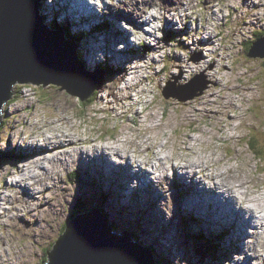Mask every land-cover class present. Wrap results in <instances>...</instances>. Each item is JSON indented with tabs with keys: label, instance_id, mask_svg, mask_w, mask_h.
Here are the masks:
<instances>
[{
	"label": "rangeland",
	"instance_id": "1",
	"mask_svg": "<svg viewBox=\"0 0 264 264\" xmlns=\"http://www.w3.org/2000/svg\"><path fill=\"white\" fill-rule=\"evenodd\" d=\"M88 1L95 4L93 11L98 19L82 28L64 12L68 8L64 9L60 0H41L40 16L49 29L56 31L59 27L61 33H56H63L67 41L64 30L75 32L70 35L78 37L76 56L85 71L103 76L102 88L94 89L81 101L59 86L17 84L11 100L2 108L0 151H17L19 160L0 169V193L11 194V201L18 194V211L5 207L0 218V264H43L80 202L89 212L103 208L107 221L116 225V232L134 234L135 242L150 250L155 264H259L252 259H261L263 254L257 251L255 255V249L249 253L252 261H243L240 243L233 241L236 229L228 225L244 224L246 229H256L257 224L244 215L243 209L239 214L242 218L233 222L223 209L217 211L215 205L210 209V204H201L206 197L190 202L189 196H184L188 181L177 175L180 171L175 174L168 170L165 181L156 178L161 177V158H171L172 164L183 166L185 162L179 156L198 164L197 155H211L213 161L229 155V165L218 169L233 166L243 173L244 180L261 184L262 188L251 192L264 191V57H247L252 44L264 36V0H180L183 25L171 28L161 18L163 10L155 8L158 19L149 26L154 37L142 42L143 36H129V40L132 37L142 44L122 41L125 35H119L113 23L109 24L117 22L123 11L118 0ZM134 5L142 13V23L149 21L141 11L140 0ZM72 7L79 10L76 2ZM83 13L77 15L85 19ZM128 24L131 21L122 26ZM98 25L104 26L96 32L107 31L96 34ZM182 26L185 31L180 32ZM161 29L173 42L159 39ZM144 46L150 47H145L147 52L142 51ZM124 50L133 51L127 55L129 51ZM99 66L100 71L96 69ZM192 81L200 82L195 89L197 96L180 101L178 97L189 95ZM89 99L93 104L83 106ZM41 133H55L52 137L62 139H87L73 145H67L69 139L64 140L68 151L53 152L45 141L44 149L32 146L30 137L44 138L38 135ZM189 141L199 142L193 146ZM247 141L253 146L248 147ZM81 143L88 146L76 149ZM124 144L135 148L128 150L121 146ZM103 146H113L126 158L103 148L94 150ZM188 146L196 154L183 149ZM137 148L141 150L139 155L134 154ZM130 156L142 162L150 175L137 180L131 174L135 178L130 177L131 182L125 184L128 177L121 169L119 173L114 171L111 158L124 160L130 168ZM164 162L167 167L168 162ZM26 163L34 166L42 180L37 189L28 187L32 194L19 193L18 184L10 183L22 177L15 171L23 170ZM20 185L27 187L25 183ZM218 198L223 201L221 195ZM253 234L247 232V238ZM250 241L245 239L244 243L249 246Z\"/></svg>",
	"mask_w": 264,
	"mask_h": 264
},
{
	"label": "water",
	"instance_id": "2",
	"mask_svg": "<svg viewBox=\"0 0 264 264\" xmlns=\"http://www.w3.org/2000/svg\"><path fill=\"white\" fill-rule=\"evenodd\" d=\"M39 3L0 0V125L2 108L11 100L17 84L59 86L81 101L104 84L101 74L84 70L76 56V45L57 34L58 28L49 30L44 25ZM247 57H264V36L252 44ZM199 83L192 81L189 95L179 100L195 98ZM204 88H199V93ZM163 95L168 98L166 91ZM18 160L17 151H0V169ZM109 224L111 228L96 208L86 216H78L54 243L43 264H155L150 250L125 235H115Z\"/></svg>",
	"mask_w": 264,
	"mask_h": 264
},
{
	"label": "bare ground",
	"instance_id": "3",
	"mask_svg": "<svg viewBox=\"0 0 264 264\" xmlns=\"http://www.w3.org/2000/svg\"><path fill=\"white\" fill-rule=\"evenodd\" d=\"M60 1H61V4H62V7L64 9L68 8V10H65L64 12H66L70 16L74 17V21H75L76 25L79 26L80 28L84 27L86 24H88V22L92 21V22L95 23L96 18H97V14H98L96 11H93L96 8L95 4H92L88 0H60ZM134 1L135 0H118V3L120 4L119 7H121L123 9V11L121 12L119 20L117 22H115L116 20L115 21H109V24H110V22L113 23L114 28L117 29L116 31L119 33V35H121V33L123 35H125V36L122 37V41H124V42H128L129 41V36H132V35L130 34V32L127 35V33L124 32V30L122 31L120 29V25L119 24L127 22V21H131L130 26H131V28L135 29V32H136L135 38H138L137 36H141V37L143 36L142 42H145L144 39H148L151 36L154 37V34H153L152 30L149 29V26L151 24H153V21H156L158 19L157 18V14H155V12H154L155 8L163 10V13L161 14V18L165 20V22H166V24L168 25L169 28L173 27L176 24L183 25L181 23L182 18L180 16V11L183 9V7L180 4V0H140V2H141V11L146 13L145 18H149V21H147L145 23H142L143 22V20H142L143 17H141V15H140L141 12L139 13L138 9H136L134 7V6H136V5H134ZM39 2H41V0ZM74 2H76V4L78 5L79 10L78 9H74L72 7ZM82 3L86 4L85 8L82 5ZM87 3H88V5H87ZM111 6H109V7H111ZM127 7H131V9H127ZM80 8H81V10H80ZM76 10H78L77 12H85L86 14H84L83 16H85L89 20L85 21L84 18H82L81 16H78L77 12H75ZM39 14H40V12H39ZM165 16L167 17V21H166ZM41 18L43 20V17H41ZM172 18H174V19H172ZM192 19H193V17H192ZM58 21L59 20H56V22H58ZM195 21H196V19L192 20V22H195ZM199 22H201L200 19H199ZM172 23H174V24H172ZM67 25H68V23H67ZM142 26H148V29H144V28H142ZM46 27L48 28L47 25H46ZM184 27L182 26L179 31L180 32L181 31H185L183 29ZM64 29H66V28H64ZM109 29L114 31L112 27H110ZM105 31H107V30H104L103 32H105ZM59 32H60V30H59ZM64 32L67 34V37H68L69 41H71L72 43H70L69 41H67V42L69 44H71V45H76V48H77V45L79 46V42L78 41H74L73 40L74 37L71 36L72 34H75V32H71L70 30H68V31L64 30ZM78 32L80 33L79 30H78ZM89 32H91V28H90ZM102 33L96 32V34H102ZM61 36H63L65 38L63 33L61 34ZM166 37L167 38H171V36H167V35H166ZM77 40H78V37H77ZM128 44H129V42H128ZM137 44H142V43L138 42ZM149 45H152V44L149 43ZM210 45L211 44H209V46ZM127 51H129V50H127ZM127 51L124 50V52H127ZM130 87H131V85H130ZM108 93L112 94V92H108ZM226 97L228 99L229 96L226 95ZM56 132H58V131H56ZM54 134L55 133H52L49 136H46L45 134H42V133L38 134V135L43 136L44 138H42V137L38 138V137L34 136V139H33V137H30L31 138V142L34 143V144L32 143V146L38 147V148H35V149H44V147L42 146V143L45 141L47 147L50 150H52L53 152H56V151H60L61 152V151H68L65 148V143H63L64 140L66 141L67 139H69V142H68L67 145H73V144H77V142H78L77 140H83L84 141V140L87 139V138L86 139L77 138L76 140H74L73 138H71V136H66V137L64 136L65 138H63V139H62V137H59V138H61V140H60L57 137H52V135H54ZM56 138H57V140H56ZM189 142H192V141H189ZM198 142L199 141L192 142L193 146H195L194 143H198ZM82 146L84 147V146H88V145L86 143H81V145H79L76 149H81ZM121 146L127 147L128 150H130L131 148H135V145H128V144H124V145H121ZM146 147L147 148H152V147H154V145L146 146ZM99 148H95L94 150H102V148H103V150L105 152L108 151V152H111V153H113V154H115V155H117L119 157L126 158L122 154L124 156L123 157L121 155L120 151L118 149H115L113 146H103L100 149ZM72 149L75 150L74 148H72ZM139 149L140 148H137V151L134 153L135 155L141 154V150H139ZM161 149L162 150H167L165 148V146H162ZM183 149L185 151H190V153L196 154L194 152V148H190L189 146L187 148H183ZM45 154L46 153H44L43 158L45 157ZM69 155L70 154L68 153L67 156H69ZM212 155L216 156V155H214V153H212ZM230 158L231 157H229V155H227V157L217 158L215 161H213V160H210L211 159V155H208L207 157H199L197 155L196 156V159H197L196 161L198 162V164H196L192 160L188 161L186 159H183V156H179L178 159H180L181 161L185 162V165H183V166H179L178 164H174V163L172 164L171 163V158L170 159L168 157H165L163 159L161 158V159H159L161 161L159 163V167H160L159 168V175L161 177H159V178L157 177L156 179H158L160 181H165L168 178L167 177L168 175H166V172L168 170H171L175 174H176V172L180 171V172L177 173V175L181 179L190 182V183L185 182V184L188 187L187 189H185V187H184V196H185V194H187V196H189V198H190V200H189L190 202H194L193 198H196V199L200 198L201 199V198L206 197L204 199V201L200 202L201 204H203V205L210 204L211 205L210 209L212 208L213 205H215L216 207H218L217 211L220 210V209H223V213L227 214L231 218V220L233 222L237 221L238 218H242V216H240L239 214L241 212L240 209H243L246 212V214H244V215L250 216L252 218V223L254 225L257 224L256 225V229H254L252 227H248L246 229L244 224L234 225L232 223L231 224L227 223L229 226H234V228L236 229L235 238L233 239L231 237V239H233L234 243H240V246H239L240 247V251H242V253L244 255L243 261L251 262L252 260H258L259 264H264V200H261V198L264 197V191L259 192L257 194L255 192H254L255 194L253 192H251L250 190H252V191L258 190V188L260 187L261 184H257L255 181H252L254 183V185H252L250 181L248 182L247 180H244V178L241 176V174H243V173L240 174L239 169L236 170V168L233 167L232 165H231L232 167H229L228 169L226 167V169L224 171H221L220 169H218V168H220V166H223V165H226V164L229 165ZM111 160L113 161L111 166H112L113 169H115L114 171L119 173L118 169L119 170L121 169V170H123L125 172V177L126 178L128 177L127 181L124 180L125 184L130 183L131 179L135 178L131 174L136 175V179L137 180L139 178L149 177L148 175H150L149 170L147 168H143L144 164L142 162H140V161L132 159V156L127 158V161H129V163L132 164V166L130 168H128L126 166V164H123L124 160H117L116 158H111ZM164 160L168 162V166L167 167H165L164 164H163V163H165ZM126 163L129 164L128 162H126ZM141 163L143 164V166L141 165ZM186 163H187V165H186ZM26 164L28 165V163H26ZM48 166L49 165H47V167ZM30 168H31L32 171L29 170ZM140 170H142L141 173H140ZM15 174H19L22 177L19 178V180H11L10 183H17L18 184L17 188H18L19 193H24V191H25L26 194H32V191H30V189L28 190V187L30 186V188L33 187V188L37 189L40 186L39 182L42 181V180L38 179V174L35 173V168H34V166L31 167V164L28 165V166L25 165L23 170H21V171L20 170L15 171ZM22 174H24V175H22ZM126 174H128L129 176L126 175ZM130 177H132V178L129 179ZM33 178L35 179L34 181H32ZM176 178H177V176H176ZM18 182L27 184V187L26 186H21L20 183H18ZM207 184H208V186H210L209 188H207ZM260 188H262V187H260ZM16 191H17V189H16ZM190 193H192V195H189ZM219 195H221V199L223 201H221L218 198ZM11 196H12L11 194L4 195L3 193H0V218H1L2 214H3V210L4 209L6 210L5 207H9V209H11V211H14V210L18 211V209L16 207V202H15L16 201V197L18 198V194L15 197L14 201L10 200ZM236 205L239 207V208H237L239 211L236 209ZM199 206L203 207L202 205H199ZM98 212H99L100 215L104 216V214H102L100 209H98ZM109 229H110V224H109ZM227 230H229L228 227H227ZM110 231H111V229H110ZM237 232H238V234H237ZM247 232L250 233V234H252L254 232L252 238H247ZM115 235H119V234H115ZM120 235H122V234H120ZM225 236L227 237L226 234H225ZM237 239H239L240 242L237 241ZM245 239H250L251 240L250 242H252V243L249 246H247V244L244 243ZM253 249H255L254 250V254L255 255H256L257 251H260V252H262L263 257L261 259H257V258L254 259L253 258L250 261L251 254H249V253H252ZM235 264H238V261H236ZM240 264H242V263H240Z\"/></svg>",
	"mask_w": 264,
	"mask_h": 264
},
{
	"label": "trees",
	"instance_id": "4",
	"mask_svg": "<svg viewBox=\"0 0 264 264\" xmlns=\"http://www.w3.org/2000/svg\"><path fill=\"white\" fill-rule=\"evenodd\" d=\"M104 25H100V26H98V27H96V30L97 31H102L101 30V28L103 27ZM53 27H58V26H55V25H53ZM77 39V38H76ZM75 38H73V40L74 41H77ZM143 51H145V48H143ZM145 52H147V51H145ZM98 70H102V68L99 66L98 68H97ZM104 69H106V68H104ZM93 104V100H88V101H85V102H83V106L85 105V106H90V105H92ZM2 124V123H1ZM247 144H248V147H252L253 146V144H251V143H249V141H247ZM80 202V201H79ZM102 202V201H101ZM95 207V206H94ZM77 212H74L68 219H67V222L65 223V226L63 227V229H62V231H61V234H60V236H62L63 235V233L67 230V227H69L75 220H77V217L78 216H86V215H88L89 214V210L87 209V210H85L84 208H83V205H82V202H80V203H78V206H77ZM93 210H95V208H92L90 211H93ZM100 211L102 212V214H104V216L105 217H108V215H107V213L106 212H104V210H103V208L102 209H100ZM70 219H71V221H70ZM111 231H113L114 232V234H122V235H125V236H127V237H129L130 239H132L134 242H135V240L133 239V236H134V234H133V236H129V234H127L125 231H122V232H116L117 231V227H116V225L115 224H113V223H111ZM135 243H137V242H135ZM139 244V243H138ZM140 245V244H139ZM140 247H142L141 245H140ZM145 249V248H144ZM213 250H214V248H212ZM46 256H47V253H46Z\"/></svg>",
	"mask_w": 264,
	"mask_h": 264
},
{
	"label": "clouds",
	"instance_id": "5",
	"mask_svg": "<svg viewBox=\"0 0 264 264\" xmlns=\"http://www.w3.org/2000/svg\"><path fill=\"white\" fill-rule=\"evenodd\" d=\"M39 10H40V8H39ZM39 12H40V11H39ZM58 26H59V25H58ZM98 26H100V25H98ZM98 26H96V27H98ZM58 28H59V27H58ZM96 31H97V30H96V28H95L94 32H96ZM76 53H77V52H76ZM97 68H98V67H97ZM97 68H96V69H97ZM97 70H98V69H97ZM99 71H100V70H99ZM206 87H207V86H205V89H206ZM13 88H14V87H13ZM95 90H96V89H95ZM12 93H13V90H12ZM8 102H9V101H8ZM5 105H6V104H5ZM5 105H4V106H5ZM2 113H3V112L1 111V116H2ZM1 123H2V121H1ZM0 126H1V125H0ZM60 237H61V236H60Z\"/></svg>",
	"mask_w": 264,
	"mask_h": 264
}]
</instances>
